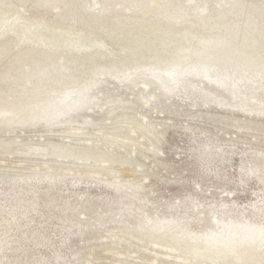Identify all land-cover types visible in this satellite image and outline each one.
<instances>
[{
  "label": "rangeland",
  "instance_id": "rangeland-1",
  "mask_svg": "<svg viewBox=\"0 0 264 264\" xmlns=\"http://www.w3.org/2000/svg\"><path fill=\"white\" fill-rule=\"evenodd\" d=\"M37 1L28 0L25 6L32 8ZM88 1L93 11L104 2ZM226 1L221 7L218 0H206L213 17L208 30L197 26L204 0H128L107 15L100 29L112 26L128 9L150 6L146 20L163 25L179 20L181 28L198 27L208 44L233 26L239 35L246 24L254 34H264V0ZM21 5L19 0H0V7L12 10ZM1 18L8 20L9 13ZM0 52L15 67L28 60L17 49ZM85 67L80 62L76 73ZM223 71L195 68L168 80L163 70L147 69L127 89L121 87L124 76L101 78L79 115H62L59 136L45 137L42 127L49 125L40 120L1 129L0 141L6 137L10 146L0 149V264H189L185 258L190 255L178 258L171 246L177 237L192 244L223 242L217 234L235 232L257 248L264 243V70ZM159 77L168 80L167 89L159 85ZM148 98L158 102L147 105ZM121 111L125 114L119 115ZM129 120L149 122L160 143L149 152L116 137V153L126 165L114 172L121 182L93 172L95 168H82L87 159L71 160L65 153L53 157L57 170L43 168L53 161L51 144L65 149L78 139L80 148L100 143V153L108 152L106 130ZM140 135L131 136L140 140ZM70 161L76 165L73 170ZM35 165L41 168L37 172ZM126 179L141 188H130ZM137 230L145 235L135 242L129 232ZM150 233L158 234L160 243Z\"/></svg>",
  "mask_w": 264,
  "mask_h": 264
},
{
  "label": "bare ground",
  "instance_id": "bare-ground-1",
  "mask_svg": "<svg viewBox=\"0 0 264 264\" xmlns=\"http://www.w3.org/2000/svg\"><path fill=\"white\" fill-rule=\"evenodd\" d=\"M19 1L23 5L18 10L0 7V15L9 13L8 20L0 19V51L6 48L17 49L28 56V60L15 67L12 60L0 52V131L6 126L24 127L40 120L43 126L49 125L42 127L46 128L43 132L45 137L51 139L59 136L61 128L57 124L62 115H79L81 105L85 99L88 100L90 90L99 87L101 78L106 80L112 79L111 76H124L121 87L127 89L147 69L163 70L168 80H172L177 73L195 68L204 72L214 71L215 74L222 70L223 74L235 73L238 69L246 68L258 72L264 70V34H254L250 24H246L241 35L233 26L212 43L205 42L207 34L197 31L198 27L208 30L211 26L210 20L213 17L209 15L206 0L198 10V27L181 28L178 26L179 20L165 25L158 19L146 20L144 14L150 8L146 6L138 11L128 9L116 18L112 26L102 29L100 27L107 21V15L116 13L128 0H104L98 11L91 10L88 0H38L32 8L25 6L28 0ZM218 1L221 7V4L228 2ZM49 12H52V16L47 19ZM222 15L223 13L220 14ZM22 19L30 23L24 25ZM9 32L15 35H7ZM27 38L35 40L24 41L22 44L21 41ZM38 38L43 43L37 41ZM60 42L64 45L59 46ZM92 46L95 47L88 52L86 49H91ZM80 62L86 64L82 74L76 73ZM28 67L31 72L29 76L25 72ZM60 72H65V76L59 77ZM166 78L158 79L163 89H167L170 84ZM144 88L148 89V86L145 85ZM153 101V98H148L145 103L149 105ZM122 105L123 102L120 107ZM109 110L106 113L111 117L110 115H114L113 110ZM120 114L124 115L125 112L121 111ZM106 132L103 140L106 141V137L108 139V152L100 153V143L94 148H80L78 139L70 140V145L65 149L51 144L48 151L49 162L53 161L43 168L47 171L57 170L59 167L53 157L65 153L71 160L79 157L87 159L85 163H81L82 168H95L93 172L105 176L110 174L114 181L121 182L114 172L126 165L119 161L116 153L119 147L116 137L130 140L133 146L140 144L149 152L157 142L160 143L147 121H122ZM136 134H141L140 140L132 137ZM9 146L10 142L6 137L0 141L1 150H7ZM68 164L70 170L76 166L72 161ZM32 168L36 172L41 169L36 165ZM124 182L130 188H141L140 184L131 179ZM224 223L217 222L216 225L223 226ZM136 232H129L135 242L141 235H145L140 230ZM155 235L158 234L150 233L149 238L160 243ZM217 236L225 241L201 240L192 244V240L177 237L170 243L173 250L179 253L178 258L182 257L181 253L190 255L185 258L189 264H264V243L257 248L250 238H243L235 232ZM161 244L166 246V242Z\"/></svg>",
  "mask_w": 264,
  "mask_h": 264
},
{
  "label": "water",
  "instance_id": "water-1",
  "mask_svg": "<svg viewBox=\"0 0 264 264\" xmlns=\"http://www.w3.org/2000/svg\"><path fill=\"white\" fill-rule=\"evenodd\" d=\"M36 31H37V30H36ZM0 37H1V36H0ZM32 37H33V36H32ZM32 37H31V38H32ZM31 38H27L26 40L24 39V40L21 41V43L24 44V41H25V42H30V41L35 40V38H33V39H31ZM37 41L42 42L40 38H38ZM71 42H73V41H71ZM42 43H43V42H42ZM78 43H79V42H78ZM75 44H77V43H75ZM74 46H75V45H74ZM76 46H77V45H76ZM76 46H75V47H76ZM51 47H53V46H51ZM94 47H95V46H92L91 49H86V50H87L88 52H89V51H92V49H93ZM155 102L157 103L158 101L156 100ZM155 102H154V103H155Z\"/></svg>",
  "mask_w": 264,
  "mask_h": 264
}]
</instances>
